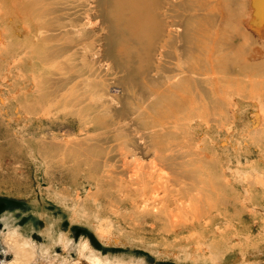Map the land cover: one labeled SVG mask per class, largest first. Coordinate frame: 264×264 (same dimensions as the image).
I'll return each mask as SVG.
<instances>
[{
	"label": "rangeland",
	"instance_id": "1",
	"mask_svg": "<svg viewBox=\"0 0 264 264\" xmlns=\"http://www.w3.org/2000/svg\"><path fill=\"white\" fill-rule=\"evenodd\" d=\"M184 1L182 16L191 19L188 29L175 28L177 34L168 43L166 65L171 69L178 65L185 69L199 68L198 84L213 86L218 91L215 115L209 114V104L200 106L201 110L208 111V114L204 112L205 117L213 118L212 121L202 119V123L204 131L209 133L203 142L206 151H211V161L204 165L215 168V179L220 184L215 208L200 217L196 227H191L185 223L190 216L176 212L174 198L179 194L173 192L151 208L149 216L141 214L139 207L136 211L121 210L130 215L126 220L116 215L101 220L95 214L98 211L95 212L92 198L87 196L94 186L85 181L84 174L72 179L69 173H64L65 179L61 181L52 178L50 167L55 166L54 159H57L55 147H49L45 163L38 149L39 138H34L33 133L43 125L44 130L39 129L37 134L50 135L55 141V135L65 130L64 127L58 129L56 122L69 116L40 98L48 88L35 82L30 77L35 70L23 64L26 45H37L35 36L25 33L24 0H0V87L7 89L2 91L0 106L4 102L8 111L5 114L0 110V117L8 123V137L15 141L8 145L0 133V229L5 228L3 217H8L23 230L27 229L28 237L38 245L34 246V251L39 254L48 244L46 228L51 224L53 232H65L73 241L70 251L54 242L51 254L64 256L71 253L69 258H77L79 242L87 239L95 252L113 264H264V0ZM117 14V18L122 16L120 9ZM175 14L172 12L171 17ZM94 15L96 12L87 27L100 24L102 29H98L96 35L105 34L108 23L120 29L126 25L127 33H131V43L126 42L124 46L137 51L135 55L144 53L149 41L151 43L155 38L154 18L151 33L146 31L143 39L139 37L135 41L134 37L140 32L134 31L132 21L124 24V20H116L115 24V19L103 22L100 16ZM46 17L50 18L49 15ZM44 30L38 28L34 33L41 36ZM61 30H52L60 35L58 43H74L84 37L82 31ZM90 53L91 43L83 42L66 57H59L57 62L63 66L62 60L66 58L73 68L86 70L91 65L87 59ZM143 56L133 57L134 62ZM225 63L230 64L229 69L223 67ZM48 64H39L40 69L51 71L57 65L51 61ZM208 64H213L215 69ZM232 65L237 68L243 65L244 71L238 72ZM108 80L89 78L88 92L92 93L89 96L96 99L98 93L101 95L99 84ZM76 87L78 91L87 89L82 85ZM16 104L22 108L16 111ZM146 113L158 116L154 111ZM102 114L107 118L113 116L109 110ZM64 137L80 138L76 133H67ZM32 142L34 154L27 146ZM14 148L21 155L15 162L8 157L14 154ZM7 152L8 156L5 155ZM58 172L55 170L56 175ZM77 188L82 191L78 197ZM76 198L82 201L78 202ZM161 203L165 207L157 210ZM3 246L0 235V262L11 257V252ZM83 261L89 262V259L85 257Z\"/></svg>",
	"mask_w": 264,
	"mask_h": 264
},
{
	"label": "bare ground",
	"instance_id": "2",
	"mask_svg": "<svg viewBox=\"0 0 264 264\" xmlns=\"http://www.w3.org/2000/svg\"><path fill=\"white\" fill-rule=\"evenodd\" d=\"M185 2L184 0L23 2V9L27 13L23 25L25 33L35 36L37 40L35 46L26 45V58L23 64L35 70L34 75H30L35 82L48 88L47 93L40 98L56 105L59 111L69 116L61 122H56L58 129L63 127L65 129L64 132L55 135L57 140L53 141L50 135L37 134L39 129L44 130L43 125L33 133V137L39 138L37 145L45 163L48 161L46 152L49 147L51 145L55 147L57 158L54 159L55 166H49L52 169V178L61 181L65 179L64 173H69L72 179L84 174L85 181L94 186V190L89 191L87 196L92 198L96 207L95 212L98 211L95 214L101 220H107L113 215L126 220L130 215L122 213L121 210L130 208V211H136L139 207L141 214L149 216L151 208L176 192L179 194L174 198L176 212L188 214L190 217L186 220V225L196 227L200 217L214 209L218 201L217 189L220 184L215 179V168L204 165L211 161V151H206L203 142L209 133L204 131L202 123V119L213 120L205 117L204 112L208 114L209 111V114L215 115L218 91L213 86L204 87L198 84L199 79L196 76L201 72L199 68L185 69L183 65H178V68L171 69L166 65L168 43L177 34L175 28L182 26L183 30L188 29L191 17H184L181 12ZM118 9L122 12L119 18ZM95 12L94 16H100L103 22L109 18L115 19V24L116 20H124V24L132 21L134 31L140 32L134 37L135 41H138L139 37L143 39L146 31L151 33L154 18L155 38L153 37L151 43L149 41L148 49L144 53L135 55L137 51L128 50L124 46L126 42L131 43V33H127L126 25V29H120L119 26L115 27L108 23L107 32L97 35L96 31L102 29L99 23V26L87 27ZM172 12H176L173 17ZM45 15H49L50 18ZM38 28L45 29L41 36L34 33ZM60 29L63 32L82 31L84 37L74 43L68 41L58 43L60 35L52 33V30ZM29 38L31 41V37ZM83 42L91 43L92 47V53L87 56L91 62L89 69L85 70L83 67L75 69L66 58L62 60L63 66H59L57 59L66 57L68 53H72L74 47ZM142 55L144 58L134 62L133 57ZM49 61L56 63V67L51 71L40 69L39 64H48ZM208 67L215 69L213 64H208ZM223 67L229 69L230 64L225 63ZM234 68L238 72L244 71L243 65ZM91 77L109 79L107 82L97 83L99 91L102 92L101 95L99 93L96 95V99H92L89 96L92 93L88 92L90 84L87 80ZM77 85L87 89L75 90ZM111 89L114 90L113 93ZM4 90L7 89L0 87V98ZM208 104L211 106L210 110H201L200 106ZM16 105L14 107L16 111L22 108L21 105ZM6 107L3 102L0 110L8 114ZM108 110L113 112L111 118L102 114ZM147 111H154L158 116L152 117L146 113ZM189 118L192 120H186ZM5 121L0 117L1 138L4 137V141L11 145L15 141L8 137L9 130L6 128L8 123ZM67 133H76L80 138L78 137V140L64 137ZM27 146L34 154L33 142L27 143ZM13 150L14 154L8 156V152ZM13 150H8L5 155L10 157V161H19L20 153L15 148ZM55 170L59 171L57 175ZM225 184H228V181ZM80 192L82 191L78 188L75 190L77 197ZM181 198H184V201H181ZM76 200L82 201L78 198ZM163 207L165 204L161 203L157 210ZM2 220L6 230L0 229V235L4 250L10 251L11 257L1 260L0 264H113L95 252L87 239H81L79 242L76 249L77 258H69L72 257L71 253L64 256L61 253L51 254L50 248L54 242L60 243L66 250H69L73 242L64 234L65 232L61 231L58 234L53 232L51 224L46 228L45 238L48 244L40 249L38 254L34 251V246L38 245L28 237L27 229L23 230L13 221L11 223L8 217H3ZM84 256L89 262L83 261Z\"/></svg>",
	"mask_w": 264,
	"mask_h": 264
}]
</instances>
